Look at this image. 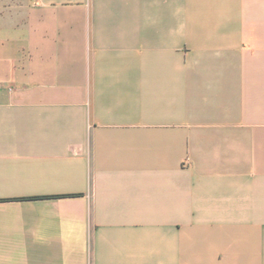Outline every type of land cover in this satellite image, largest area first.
<instances>
[{
	"label": "crops",
	"instance_id": "crops-1",
	"mask_svg": "<svg viewBox=\"0 0 264 264\" xmlns=\"http://www.w3.org/2000/svg\"><path fill=\"white\" fill-rule=\"evenodd\" d=\"M0 264H264V0H0Z\"/></svg>",
	"mask_w": 264,
	"mask_h": 264
}]
</instances>
